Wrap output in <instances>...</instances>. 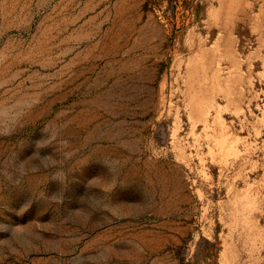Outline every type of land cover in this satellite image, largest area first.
<instances>
[{
  "label": "rangeland",
  "instance_id": "rangeland-1",
  "mask_svg": "<svg viewBox=\"0 0 264 264\" xmlns=\"http://www.w3.org/2000/svg\"><path fill=\"white\" fill-rule=\"evenodd\" d=\"M0 264H264V0H0Z\"/></svg>",
  "mask_w": 264,
  "mask_h": 264
},
{
  "label": "clouds",
  "instance_id": "clouds-1",
  "mask_svg": "<svg viewBox=\"0 0 264 264\" xmlns=\"http://www.w3.org/2000/svg\"><path fill=\"white\" fill-rule=\"evenodd\" d=\"M38 145H39V143H38Z\"/></svg>",
  "mask_w": 264,
  "mask_h": 264
}]
</instances>
